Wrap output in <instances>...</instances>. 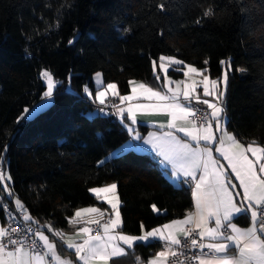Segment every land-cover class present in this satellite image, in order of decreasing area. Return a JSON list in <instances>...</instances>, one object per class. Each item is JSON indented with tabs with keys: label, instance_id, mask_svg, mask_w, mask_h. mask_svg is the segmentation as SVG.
<instances>
[{
	"label": "trees",
	"instance_id": "obj_1",
	"mask_svg": "<svg viewBox=\"0 0 264 264\" xmlns=\"http://www.w3.org/2000/svg\"><path fill=\"white\" fill-rule=\"evenodd\" d=\"M209 8L214 15L205 17ZM161 55L207 69L210 79L226 70V128L243 143L264 145V0H0V154L14 193L0 188V204L17 207L19 198L39 228L67 232L78 209L107 208L89 189L116 183L123 233L192 213L191 193L171 185L156 162L133 150L115 153L127 131L82 93L85 85L95 91L96 73L120 95L129 81L160 84ZM42 69L58 82L53 102L24 119L45 90ZM167 75L182 78L173 69ZM158 250V243L137 244L128 256L146 261Z\"/></svg>",
	"mask_w": 264,
	"mask_h": 264
},
{
	"label": "snow or ice",
	"instance_id": "obj_2",
	"mask_svg": "<svg viewBox=\"0 0 264 264\" xmlns=\"http://www.w3.org/2000/svg\"><path fill=\"white\" fill-rule=\"evenodd\" d=\"M158 8L163 11L165 4H158ZM203 15L205 17L214 15V10L209 8L204 11ZM199 22L198 20L197 23ZM125 31L128 30L125 29ZM72 43L73 40H69V44ZM159 60L167 61V66L164 63L160 65L166 74L168 66L172 65L184 66L183 69L177 68L176 70L186 69L185 76L189 73L201 74L202 79L199 85L203 86V97H213L216 102L201 98V95L197 93L198 83L196 81L186 85L183 90L179 88L181 82H177L178 87L175 90L168 87L171 81L166 75L168 83L163 87L167 88V92L143 83L137 85L136 81H129L133 85L134 94L136 87H139L146 94L145 99L155 100L157 103L130 105L126 109L119 108L118 114L127 131L130 134L134 133V140H143L145 144L151 145L159 156L172 165L170 178H173L175 182L194 185L192 194L195 198V212L189 213L183 219L172 220L159 228L148 230L142 235L126 234L119 231L122 221L116 196L117 184L92 187L89 191L97 198L101 193L112 194V197L106 200L111 207V214L105 219L107 209L99 207L78 209L75 216L71 218L77 223L82 213L95 214L100 218L84 222L85 225H96L95 229L84 226L76 231V236L81 242H73L71 238L65 239L64 234L61 231H54L51 224L41 225L35 230L29 226L24 236H20L11 226L7 228L0 226V264H109L110 258L129 254L123 246L133 249L137 244L151 245L153 242H160L164 249L169 250L173 246L183 244V248L191 253L187 255L181 252L189 264L192 262H198V264H264V145L253 141L245 146L223 126L226 119L221 98L225 96L227 90V73L223 77L221 89V81L203 75L207 69H198L191 64L186 65L183 60L175 56L161 55ZM152 63L155 69L156 61L153 60ZM204 63L207 64L208 61L205 60ZM40 75L46 81V90L43 91L41 97L43 103L40 105L43 109L53 100L54 89L58 87V82L47 69H42ZM100 75L96 73L98 79ZM156 79L159 80L160 77L157 76ZM100 83L103 84V81L100 80ZM108 90H111L113 95H118L117 84L107 83L103 90L95 91L94 100L104 105ZM83 92L92 98L93 94L87 85L84 86ZM119 99L121 102L129 101L133 99V96H120ZM201 104L206 105V109L200 108ZM147 109H155L166 114L168 117L167 131L159 135L150 133L149 137L145 138L127 123L131 121V124L135 125L137 111ZM23 112L31 115L27 107ZM198 113L199 118H197ZM20 119L18 118L17 122ZM160 127L165 128V125L161 124ZM215 132L220 133L219 137L215 135ZM177 133H182L183 137ZM6 150L7 145H5ZM213 152L226 160L227 166L222 165ZM247 153H251L254 159H250ZM5 163L4 156L0 154V188L7 191L8 197L12 198L14 193L9 190L12 177L3 168ZM228 168L231 172L227 171ZM233 174L239 181L238 186L231 182L230 177ZM237 187L243 190L240 201L232 194ZM235 196L240 197L241 193L236 191ZM14 203L19 212L25 213L22 217L24 221L38 223L31 215L26 214L27 209L19 198H15ZM151 207L153 211L160 212L155 204ZM0 208H4L5 212L8 211L4 204H0ZM241 216L247 217L250 221L248 227L242 228L233 222ZM8 219L15 220L16 217L10 216ZM101 220L104 222L101 223ZM210 224L214 226L210 227ZM186 225H191V227H185ZM143 227L142 224L141 228ZM41 228L59 237L61 243L58 244L50 239ZM176 230L184 237L183 241L174 234ZM93 231L96 232L95 235L91 234ZM29 232L31 236L27 235ZM205 240L209 242L205 243ZM63 252H69V256H63ZM171 255L176 256L177 253L172 251ZM168 257L169 252L161 250L156 252L146 264H166ZM136 264H144L141 257H136Z\"/></svg>",
	"mask_w": 264,
	"mask_h": 264
},
{
	"label": "crops",
	"instance_id": "obj_3",
	"mask_svg": "<svg viewBox=\"0 0 264 264\" xmlns=\"http://www.w3.org/2000/svg\"><path fill=\"white\" fill-rule=\"evenodd\" d=\"M161 63H164L167 66V61H164V62H161L160 61V64L159 65H161ZM177 68L183 69L184 66H180V65L168 66V71L171 70V69L177 71L176 70ZM160 70H161V72L163 74V80L160 82V84L158 83L159 85L156 84L155 86H153V85H150L148 83L136 81L137 82V85L139 83H143V84H145L147 86H150V87H152L154 89H159V90H162L164 92H167V88L163 87L164 84L168 83V81L166 80V75L167 74L165 73V71L161 67H160ZM185 70L186 69L181 70V71H177V72H181L182 73V78H180V79H172L171 77H169L167 75L170 78V81H171L170 83H168V87H171L172 89L175 90L178 87L177 82H181L179 84V88L181 90H183V88L186 85H189L193 81H196L198 83L197 93L201 95V98L202 99H210V100H213V102H216L213 99V97H203V95H202L203 86L202 85H199V81L202 79V75L201 74L189 73L187 76H185V74H184V71ZM203 75H206V74L203 73ZM100 80H102V78L100 77L98 79L96 77V74H94L92 76V83H93V87H94L95 91L96 90H103L106 87V85L100 83ZM219 81H221L220 88L222 89V87H223V84H222L223 78L221 77V79ZM89 90L93 94L92 98H89V96L86 93H84L83 90H82L83 95L88 100L92 101L93 104H96L98 106H101L98 101H95L94 100L95 91H92L90 88H89ZM117 93H118V95H113L111 93V90H108V93L106 95V102L105 103H107V102L113 103V105H114V113H115V116H116V120L125 128L126 131H127V128L124 126V123H122L121 117L118 114V109L119 108H125L126 109L130 105H137V104L149 105V104H155V103H157V101H155V100L145 99L144 97H145L146 94L143 93L142 90L139 87H136L135 94H134L133 93V85H131V84H129V91L126 94L120 95L119 92H118V88H117ZM120 96H133V99L132 100H129V101H123V102H121L120 99H119ZM222 98H221V100H222ZM201 106L206 108V105H202L201 104ZM125 115H126V113H125ZM224 117L226 119V123L223 126L226 128V125H227V122H228V116H227L225 110H224ZM167 121H168V117L166 116V114H164V113H162V112H160L158 110H155V109H147V110H138L137 111V123L135 125H132L131 124V121H127V123L131 127H133L136 132H139L141 136H143L145 138H148L150 133H156V134L159 135V134L163 133L164 131H167L168 130L166 128ZM161 124H164L165 125V128H161L160 127ZM140 126L146 127L147 128V131L146 132L141 131L140 130ZM226 130L229 133L233 134L237 138V136H236V134L234 132L229 131L227 128H226ZM127 133L129 135V140L121 148H119L115 153H120V152H126V151H129V150H133V151H136V152H139V153H143L145 155H148V154L153 155L154 157H156L158 159V161L156 162V164L159 167V169L161 170L163 176L169 181V183L171 185H173L174 187H176V188L183 187L182 183L175 182L173 178H170V173L172 171V165L168 161H165L162 156H159L157 154V152L152 149L151 145L145 144L143 142V140H134L133 139L134 133H131L130 134L128 131H127ZM177 135L183 137V134L182 133H177ZM215 135L217 137H219L220 133L219 132H215ZM241 143H243V142H241ZM243 144H245V146H247L248 143H243ZM129 145H131V147H129ZM214 146L215 145H213V147ZM213 155L216 156L220 160V163L222 165L227 166V163L228 162L226 160H224L222 157H219V154L218 153L213 152ZM247 155H248V157L250 159H254V157H252V154L251 153H247ZM257 170H258V168H257ZM227 171L228 172H231V169L228 168ZM197 175H199V173H197ZM230 179H231V182L232 183L236 184L237 186L239 185V181L235 179L234 174L230 177ZM193 187H194V185H193ZM236 191H239L241 193V196L240 197H236L235 196V192ZM190 193H191L192 204H193V211H192V213H194L195 212V198L193 197V194H192L193 193V190ZM242 193H243V190L240 189L239 187H237V189L232 192L234 198L237 199L238 201L242 200ZM90 194L92 196H94V197L97 198V196L94 193H91L90 192ZM116 196H117V192H116ZM111 197H112V194L111 193H101L100 194V197L97 198L100 202H103L107 206V208H106L107 211L105 213V217H108V215L111 214V207H110V205H108L106 203V200L109 199V198H111ZM119 206H120V203H119ZM86 208H90V207H86ZM81 209H85V208H81ZM74 216H75V213L73 214V216L71 218H73ZM71 218H69V220H68V223H69V226H70L71 229L69 231H67V232L66 231H61V232L64 234L65 239L71 238L73 240V242H77V243L78 242H81V240H80L79 237L76 236V231L79 228L84 227V226H88V227H91V228L93 227V225H85L84 222L86 220L93 219V218L100 219L98 216H96L95 214H91V213H82V216L80 218H78L79 219V223H77L76 220H72ZM240 218L242 219L243 222L241 224L237 223L238 226L244 228V227H248L250 225V221L248 220L247 217L241 216ZM235 220L236 219L233 220L234 223H236ZM0 226H3V221L2 220H0ZM189 226H191V225H186L185 227H189ZM209 226L211 227V226H214V225L213 224H210ZM121 227H122V225H121ZM159 227H161V226H159ZM159 227H156V228H159ZM43 229H42V231H45V234L46 235H49L50 239L56 241L58 244L61 243L59 237H56L52 233L48 232L46 229H44V230ZM120 229H119V231H121ZM144 232H146V231H142L139 235H142ZM91 234L93 235V232ZM174 234L177 235V238H179L182 235L178 230H176ZM204 242L207 243L209 241L205 240ZM153 243H160V242H153ZM140 244L145 245L143 243H140ZM123 247H125V250L128 253L132 250V249H128L127 246H123ZM158 251H161L160 248H159ZM62 255L65 256V257H68L69 256V252H63ZM152 257L153 256H151L149 259H151ZM149 259H147L146 261H143L144 264H146V262ZM109 264H136V258H134L132 260L128 255L127 256H122V257H112L109 260ZM166 264H167V261H166Z\"/></svg>",
	"mask_w": 264,
	"mask_h": 264
},
{
	"label": "built area",
	"instance_id": "obj_4",
	"mask_svg": "<svg viewBox=\"0 0 264 264\" xmlns=\"http://www.w3.org/2000/svg\"><path fill=\"white\" fill-rule=\"evenodd\" d=\"M200 108H204L201 105H199ZM100 109H103V111H100ZM98 114L101 117H113L115 118V113H114V105L111 102H107L104 105H101L98 108ZM197 118H199V113L197 114ZM153 162H157L158 159L156 157H154L153 155L148 154L147 155ZM183 188H185L186 190H188L189 192H191L193 190V185H189V184H183ZM1 204L6 205L8 211L5 212L4 208H1L2 210V215H3V227H9L11 226L12 228L16 229V232L19 233L20 236H24L26 234V229L30 226L33 230L39 228L38 225H36L35 223H33L32 221H24L23 220V215L25 213H21L18 211V208L15 206H10L7 202H1ZM27 214V213H26ZM10 216H15L16 219L12 220V219H8V217ZM107 217H105L106 219ZM104 220H101V223H103ZM191 227V226H189ZM93 229L96 228V225H93L92 227ZM96 232L93 231V235H95ZM28 236H31L32 234L29 232L27 233ZM179 239H181L183 241L184 237L181 235L179 237ZM159 244V248L160 250H165V251H169V257L167 260V264H181V262H183V264H189L188 260H185L184 255H181V252H184L187 255H191V253H189L187 251V249L183 248V244L179 245V246H173L170 250L169 249H164L162 247V243H158ZM175 251L177 253L176 256H172L171 252ZM196 251V250H194ZM205 251H207V249H205ZM192 264H198V262H192Z\"/></svg>",
	"mask_w": 264,
	"mask_h": 264
},
{
	"label": "rangeland",
	"instance_id": "obj_5",
	"mask_svg": "<svg viewBox=\"0 0 264 264\" xmlns=\"http://www.w3.org/2000/svg\"><path fill=\"white\" fill-rule=\"evenodd\" d=\"M40 73H41V72H40ZM225 73H226V70L223 71L222 78L224 77ZM100 74H101V73H100ZM100 77L102 78V75H100ZM39 78L41 79V81H42V83H43V85H44V87H45V90H46V81L41 77L40 74H39ZM45 90H44V91H45ZM54 90H55V89H54ZM67 92H68V93H71L72 90H71L70 88H67ZM52 102H53V100L50 102V104H49L46 108H48V107L52 104ZM42 103H43V101H42V99H40L36 104H34L31 108H29L30 111H31V115H27V114L23 113L22 117H25V116H26V118H24V119H32V118H33L34 116H36L39 112H41V111H43L44 109H46V108H43V109L40 108V105H41ZM9 185H10V182H9ZM5 193L8 195V192H7V191H5Z\"/></svg>",
	"mask_w": 264,
	"mask_h": 264
}]
</instances>
